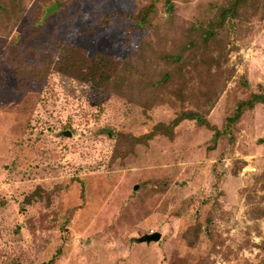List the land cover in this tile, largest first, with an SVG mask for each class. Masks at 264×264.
I'll use <instances>...</instances> for the list:
<instances>
[{
    "label": "rangeland",
    "instance_id": "rangeland-1",
    "mask_svg": "<svg viewBox=\"0 0 264 264\" xmlns=\"http://www.w3.org/2000/svg\"><path fill=\"white\" fill-rule=\"evenodd\" d=\"M255 94L264 0H0V264H264Z\"/></svg>",
    "mask_w": 264,
    "mask_h": 264
},
{
    "label": "trees",
    "instance_id": "trees-1",
    "mask_svg": "<svg viewBox=\"0 0 264 264\" xmlns=\"http://www.w3.org/2000/svg\"><path fill=\"white\" fill-rule=\"evenodd\" d=\"M146 19H147V17H146V15H144L143 17H142V22H145L146 21ZM101 64V61H98V62H95V61H92V64L91 65H96V66H98V65H100ZM261 102V103H263L264 104V95H258V94H255L253 97H252V99L250 100V103L252 104L253 102ZM248 102V101H247ZM243 104H244V101L243 102H241L240 104H239V108H238V113H237V115H239V113L241 112V109H242V106H243ZM184 119V118H190V119H197V115H196V113H194V112H188V113H185L181 118H179V119H177V120H181V119ZM199 120V119H198Z\"/></svg>",
    "mask_w": 264,
    "mask_h": 264
},
{
    "label": "water",
    "instance_id": "water-1",
    "mask_svg": "<svg viewBox=\"0 0 264 264\" xmlns=\"http://www.w3.org/2000/svg\"><path fill=\"white\" fill-rule=\"evenodd\" d=\"M160 238H161V233L160 232H155V233L146 235L145 237L142 238V240H147V241L155 240V241H158Z\"/></svg>",
    "mask_w": 264,
    "mask_h": 264
}]
</instances>
